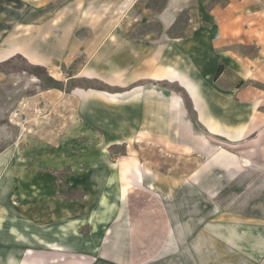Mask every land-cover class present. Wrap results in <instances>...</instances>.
Returning <instances> with one entry per match:
<instances>
[{"label": "rangeland", "instance_id": "rangeland-1", "mask_svg": "<svg viewBox=\"0 0 264 264\" xmlns=\"http://www.w3.org/2000/svg\"><path fill=\"white\" fill-rule=\"evenodd\" d=\"M177 2L0 0V264L235 263L264 236V131L214 137L148 78L155 36L196 17Z\"/></svg>", "mask_w": 264, "mask_h": 264}, {"label": "crops", "instance_id": "crops-1", "mask_svg": "<svg viewBox=\"0 0 264 264\" xmlns=\"http://www.w3.org/2000/svg\"><path fill=\"white\" fill-rule=\"evenodd\" d=\"M175 1L196 4V17L188 19L183 34L165 30L155 36L163 41L154 43L152 56H144V66L154 69V75L148 78L181 87L191 102L197 124L208 134L233 144L251 135L255 139L264 131V0ZM168 97L171 113L184 109L183 98L177 93L170 90ZM185 148L207 152L206 157L223 168L239 165L235 156L213 145L203 134L197 135L194 146ZM131 159L132 164L137 161ZM117 170L118 175L127 173L122 167ZM145 186L153 189L149 182ZM128 193L120 194L119 200L124 201ZM232 229L237 231L235 223ZM248 233L245 231L246 237ZM240 239L234 232L228 245L233 248L238 241L243 242ZM249 245V257L241 252L235 263L222 264H264V236L250 239Z\"/></svg>", "mask_w": 264, "mask_h": 264}, {"label": "bare ground", "instance_id": "bare-ground-1", "mask_svg": "<svg viewBox=\"0 0 264 264\" xmlns=\"http://www.w3.org/2000/svg\"><path fill=\"white\" fill-rule=\"evenodd\" d=\"M2 209H3V208H2V207H0V213H2ZM12 217H13V216H12Z\"/></svg>", "mask_w": 264, "mask_h": 264}, {"label": "trees", "instance_id": "trees-1", "mask_svg": "<svg viewBox=\"0 0 264 264\" xmlns=\"http://www.w3.org/2000/svg\"><path fill=\"white\" fill-rule=\"evenodd\" d=\"M220 69V67L218 68V70Z\"/></svg>", "mask_w": 264, "mask_h": 264}]
</instances>
